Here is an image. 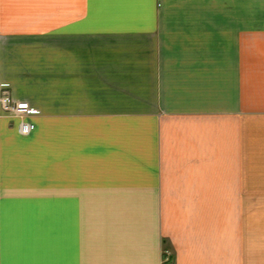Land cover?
I'll return each instance as SVG.
<instances>
[{"label":"crops","instance_id":"0c3cea01","mask_svg":"<svg viewBox=\"0 0 264 264\" xmlns=\"http://www.w3.org/2000/svg\"><path fill=\"white\" fill-rule=\"evenodd\" d=\"M4 89L0 264H264V0H0Z\"/></svg>","mask_w":264,"mask_h":264},{"label":"built area","instance_id":"2783aa9c","mask_svg":"<svg viewBox=\"0 0 264 264\" xmlns=\"http://www.w3.org/2000/svg\"><path fill=\"white\" fill-rule=\"evenodd\" d=\"M0 109L21 118L19 130L22 134H29L35 129V124L27 118L39 114L40 111L27 101L13 99L8 90H0Z\"/></svg>","mask_w":264,"mask_h":264},{"label":"rangeland","instance_id":"374dc122","mask_svg":"<svg viewBox=\"0 0 264 264\" xmlns=\"http://www.w3.org/2000/svg\"><path fill=\"white\" fill-rule=\"evenodd\" d=\"M221 4L219 6L215 5V9L220 10L221 9ZM171 8H173V11H179L180 10V6L179 5H172Z\"/></svg>","mask_w":264,"mask_h":264}]
</instances>
